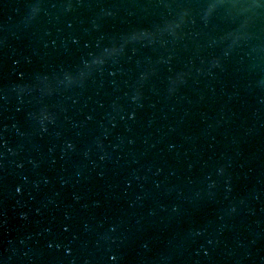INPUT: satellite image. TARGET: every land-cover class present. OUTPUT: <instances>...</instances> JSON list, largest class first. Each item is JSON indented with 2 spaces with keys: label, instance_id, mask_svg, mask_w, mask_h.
Instances as JSON below:
<instances>
[{
  "label": "water",
  "instance_id": "obj_1",
  "mask_svg": "<svg viewBox=\"0 0 264 264\" xmlns=\"http://www.w3.org/2000/svg\"><path fill=\"white\" fill-rule=\"evenodd\" d=\"M0 264H264V0H0Z\"/></svg>",
  "mask_w": 264,
  "mask_h": 264
}]
</instances>
